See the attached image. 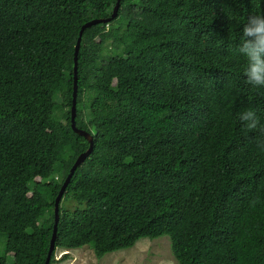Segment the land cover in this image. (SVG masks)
I'll list each match as a JSON object with an SVG mask.
<instances>
[{"label":"trees","instance_id":"trees-1","mask_svg":"<svg viewBox=\"0 0 264 264\" xmlns=\"http://www.w3.org/2000/svg\"><path fill=\"white\" fill-rule=\"evenodd\" d=\"M115 2L0 0V264H44L89 146L70 124L76 39ZM256 15L264 0H120L83 30L75 123L93 147L55 249L167 235L176 264H264V137L239 120L264 124L238 51Z\"/></svg>","mask_w":264,"mask_h":264},{"label":"rangeland","instance_id":"rangeland-1","mask_svg":"<svg viewBox=\"0 0 264 264\" xmlns=\"http://www.w3.org/2000/svg\"><path fill=\"white\" fill-rule=\"evenodd\" d=\"M64 253H68L69 257L62 259ZM10 257L11 254H8L9 262ZM54 258L51 264H176L167 235L154 239L141 238L132 247L107 253L101 258H97L88 245L70 250L57 248Z\"/></svg>","mask_w":264,"mask_h":264},{"label":"clouds","instance_id":"clouds-1","mask_svg":"<svg viewBox=\"0 0 264 264\" xmlns=\"http://www.w3.org/2000/svg\"><path fill=\"white\" fill-rule=\"evenodd\" d=\"M242 43L239 53L246 57L243 74L246 82L254 86H264V15L248 18L241 34ZM239 120L246 131H259L264 137V124L254 110H247L240 114ZM257 146L264 151V138L257 141Z\"/></svg>","mask_w":264,"mask_h":264},{"label":"water","instance_id":"water-1","mask_svg":"<svg viewBox=\"0 0 264 264\" xmlns=\"http://www.w3.org/2000/svg\"><path fill=\"white\" fill-rule=\"evenodd\" d=\"M119 5H120V0H116L115 5H114L113 10H112V13L109 17L96 18V19H92L90 21L83 23L80 27L79 34H78V37L76 39V43H75V47H74V56H73V60H74V63H73V89H72V100H71V106H70V124H71L73 131H75V133L82 135L89 142V146L86 149V151L80 153L77 156V158L75 159L74 163L72 164V166L69 170V173L65 177V179H64L62 185L60 186L59 191H58V193L54 199V207H53L54 222H53V227H52V234H51V238H50L49 248L47 251V255H46L44 264L50 263L51 254L53 253V251L55 249L57 224H58V220H59V202H60V199H61V197L65 191V188H66L69 180L71 179L75 169L85 160V158L91 152L92 147H93V136H92V134L90 132L84 130V129H79L75 123L76 94H77V59H78V51H79L81 36H82L83 30L86 27H89V26L96 24V23H99V22L106 23L110 19L115 18L117 16V11L119 9Z\"/></svg>","mask_w":264,"mask_h":264}]
</instances>
